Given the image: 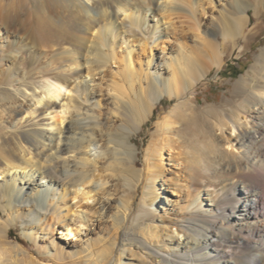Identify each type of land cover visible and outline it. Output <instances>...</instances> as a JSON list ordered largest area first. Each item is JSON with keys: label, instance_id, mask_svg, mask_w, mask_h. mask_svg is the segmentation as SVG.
<instances>
[{"label": "bare ground", "instance_id": "1", "mask_svg": "<svg viewBox=\"0 0 264 264\" xmlns=\"http://www.w3.org/2000/svg\"><path fill=\"white\" fill-rule=\"evenodd\" d=\"M263 16L0 0V264H264V48L226 99L198 100Z\"/></svg>", "mask_w": 264, "mask_h": 264}, {"label": "rangeland", "instance_id": "2", "mask_svg": "<svg viewBox=\"0 0 264 264\" xmlns=\"http://www.w3.org/2000/svg\"><path fill=\"white\" fill-rule=\"evenodd\" d=\"M258 22L263 24L262 32H260V34L254 40L251 39L249 48L245 52H240V49H237L230 57L226 58L225 65L223 66L221 72L216 70L213 71L208 76L205 84L200 86L198 100L201 103H217L218 101L226 99L228 91L233 87V84L241 77L246 76L251 70L254 65L256 55L259 54V52L264 48V16L260 21L253 18L252 27H255ZM157 51L161 52L160 49ZM150 134L151 130L146 127L143 131V137L147 139ZM141 143L142 139L139 137V144ZM168 168L171 172L176 173L179 171V169L174 164H169ZM167 195V203L169 202V204L170 202L171 204L175 203V201L181 197L175 193H168ZM166 200L167 199H164V201ZM19 232V227L17 229H13L12 236L21 238ZM57 238H59V241L62 240V236L60 234L57 235ZM21 241L25 243V240L21 239ZM66 243H70V241Z\"/></svg>", "mask_w": 264, "mask_h": 264}]
</instances>
